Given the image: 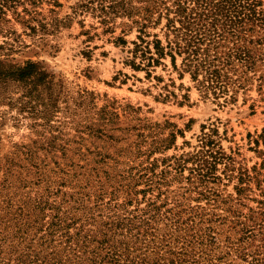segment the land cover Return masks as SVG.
I'll return each mask as SVG.
<instances>
[{"label": "trees", "instance_id": "trees-1", "mask_svg": "<svg viewBox=\"0 0 264 264\" xmlns=\"http://www.w3.org/2000/svg\"><path fill=\"white\" fill-rule=\"evenodd\" d=\"M44 1L0 0V34H13L12 20L46 32L49 24L39 18ZM73 7L75 13L99 17L104 32L114 34L121 27L113 41L127 48L126 65L152 76L169 58L180 77L189 73L203 97L218 104L236 101L264 66V0H77ZM131 33L135 37L129 40ZM7 45H12L8 39L0 42V86L17 82L24 96L36 99L55 84L40 61L12 62ZM153 76L158 85L164 80ZM173 83L160 85V94L176 97ZM45 105L38 114L46 116ZM117 117L120 134L111 142L113 153L95 159L87 173L99 186L93 204L99 218L95 208L85 212L88 195L75 198L68 209L63 208L68 199L50 202V193L31 200L10 196L0 208V264H229L234 243L262 224L264 199H257L262 218L256 225L241 220L239 208L246 206L253 182L264 196V129L254 139L263 145L257 149L263 159L248 169L236 166L215 137L217 127L204 131L191 150L153 157L173 147L182 130L166 132L169 121L137 117L131 125ZM56 156L66 159L64 173L74 170L78 176L72 159L64 152ZM235 179V195L224 193ZM232 234L240 235L234 241ZM242 256L248 264H259L244 251Z\"/></svg>", "mask_w": 264, "mask_h": 264}, {"label": "rangeland", "instance_id": "rangeland-1", "mask_svg": "<svg viewBox=\"0 0 264 264\" xmlns=\"http://www.w3.org/2000/svg\"><path fill=\"white\" fill-rule=\"evenodd\" d=\"M76 3L77 0H58V4L45 0L39 8V18L49 24L46 32H34L12 20L13 34L8 37L0 34V42L8 39L13 45L4 49L11 53L12 62L40 61L49 72L48 78L55 83L36 99L24 96L25 88L17 82L0 86V208L10 196L17 201L41 195L46 198L50 193V202L68 199L69 202L63 204V208L68 209L75 198L88 195L85 212L95 208L97 216L98 210L93 204L99 186L87 173L95 159L104 153H113L115 148L111 142L115 143L120 134L115 128L119 125L117 115L125 124H135L137 117H148L160 123L171 122L166 132L172 128L182 130L173 147L153 157L191 150L204 131L217 127L215 137L225 151L235 157L237 167L252 169L260 164L263 158L257 149L263 145L258 147L254 139L264 129V66L256 72L248 89L241 90L236 101L227 104L203 97L190 74L180 77L169 58L163 61L166 66L158 65L153 71V75L164 79L158 85L153 75L148 76L145 70H136L124 63L127 48L113 41L121 27H117L114 34L104 32L99 17L91 12H74ZM8 17L12 18V11ZM134 37L135 33L126 36L129 40ZM180 60L178 58V65ZM171 79L174 83L170 89L175 90L177 96L165 98L159 86L170 83ZM44 105L49 115L38 114L44 110ZM121 144L125 142L118 143ZM62 152L73 160L78 176L73 175L74 170H70L71 175L62 171L66 159L56 156ZM97 165L118 172L105 162ZM87 182L86 188H82ZM235 183L236 179L223 192L235 195ZM251 185L253 190L247 193L246 206H241L239 211L241 220L249 224L253 221L256 225L262 218L258 214L257 199L264 196L256 182ZM119 199H123L122 194ZM100 208L102 210V205ZM239 235L232 234L234 241ZM243 251L249 254L247 259L256 257L259 264H264V221L247 238L234 243L227 262L248 264Z\"/></svg>", "mask_w": 264, "mask_h": 264}]
</instances>
